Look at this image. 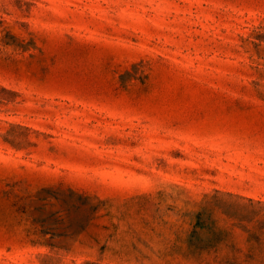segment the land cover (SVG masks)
<instances>
[{"label":"rangeland","instance_id":"rangeland-1","mask_svg":"<svg viewBox=\"0 0 264 264\" xmlns=\"http://www.w3.org/2000/svg\"><path fill=\"white\" fill-rule=\"evenodd\" d=\"M0 264H264V0H0Z\"/></svg>","mask_w":264,"mask_h":264}]
</instances>
